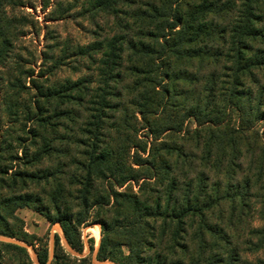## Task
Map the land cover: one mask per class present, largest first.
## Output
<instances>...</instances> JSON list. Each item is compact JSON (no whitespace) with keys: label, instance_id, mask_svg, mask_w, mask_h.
Wrapping results in <instances>:
<instances>
[{"label":"trees","instance_id":"16d2710c","mask_svg":"<svg viewBox=\"0 0 264 264\" xmlns=\"http://www.w3.org/2000/svg\"><path fill=\"white\" fill-rule=\"evenodd\" d=\"M90 2L115 15L111 39L78 48L102 53L98 87L40 85L42 129L1 134L0 236L48 263L47 243L16 213L28 207L59 223L78 252L82 228L100 224L99 261L264 264V227L251 222L264 216V125H254L264 121V0ZM14 5L0 0V65L24 24ZM55 239L51 264H92ZM0 264L35 262L26 246L0 240Z\"/></svg>","mask_w":264,"mask_h":264},{"label":"rangeland","instance_id":"374dc122","mask_svg":"<svg viewBox=\"0 0 264 264\" xmlns=\"http://www.w3.org/2000/svg\"><path fill=\"white\" fill-rule=\"evenodd\" d=\"M47 1L16 0V5L12 8V13L16 17L24 18V24L20 25L15 50L10 58L0 65V138L2 133H13L14 137L19 135L27 137L30 133H35L37 128L42 129L34 116L38 86L43 85L48 89L50 86L62 84L65 79L76 81L87 78L89 87L92 89L98 87L96 81L100 78L96 76V73L101 65L102 53L92 52L90 56L82 55L78 52V48L82 45L87 46L88 49L95 41L111 39L115 33V27L112 25L115 15L109 11L93 9L90 0H56L57 5L53 4L54 0L47 5ZM60 3L62 4L59 5ZM84 6L88 10L85 11ZM8 10L11 11L10 8ZM97 23L104 29H100ZM124 56L126 57V54ZM92 57H95L97 61H94ZM21 72L26 74L20 75ZM13 76L22 78L20 81L14 80ZM9 81L15 88L14 93L9 86ZM10 94L17 107L14 112L7 110L10 108V102L7 99ZM238 118L239 115L234 110L232 124H238ZM254 125L261 131L264 121H257ZM196 126L195 122L188 125L185 123L184 128L194 129ZM81 127V125L78 126L76 133H83ZM140 127L139 133L143 135L149 133V129L144 124L141 123ZM60 129L61 133L64 132L61 127ZM14 143L18 145L17 142ZM19 155L22 156V153L19 152ZM258 207L261 208L262 205ZM16 213L24 220L25 231L42 238L41 243H47L50 256L47 264H51L54 258L56 233L60 236L62 247L72 257L88 256L92 264H117L114 261L97 259L102 238L100 224L94 223L82 228L84 249L83 252H78L68 243L59 223L52 224L43 214L28 207L19 208ZM251 222L255 227H264V216L254 213ZM96 226L99 229V240L94 237V232L90 229ZM0 240L17 242L26 246L35 264H39L37 253L30 245L8 237L0 236ZM92 243L93 250L90 246ZM40 247L42 246H38V249ZM124 252L128 253V250L124 248ZM261 254L262 252L250 254L248 257L253 259L254 256Z\"/></svg>","mask_w":264,"mask_h":264},{"label":"bare ground","instance_id":"6f19581e","mask_svg":"<svg viewBox=\"0 0 264 264\" xmlns=\"http://www.w3.org/2000/svg\"><path fill=\"white\" fill-rule=\"evenodd\" d=\"M90 229L93 230V232H94V237H95L97 240H99L100 234H99V229H98V227L96 226V227H93V228H90Z\"/></svg>","mask_w":264,"mask_h":264},{"label":"crops","instance_id":"0c3cea01","mask_svg":"<svg viewBox=\"0 0 264 264\" xmlns=\"http://www.w3.org/2000/svg\"><path fill=\"white\" fill-rule=\"evenodd\" d=\"M60 229L62 230V227H61V225H60ZM62 233H63V230H62ZM58 234V233H57Z\"/></svg>","mask_w":264,"mask_h":264}]
</instances>
